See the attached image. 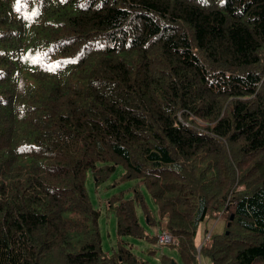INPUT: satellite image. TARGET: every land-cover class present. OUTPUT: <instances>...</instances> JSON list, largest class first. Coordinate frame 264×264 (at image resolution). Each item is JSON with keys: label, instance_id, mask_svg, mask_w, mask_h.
<instances>
[{"label": "trees", "instance_id": "trees-1", "mask_svg": "<svg viewBox=\"0 0 264 264\" xmlns=\"http://www.w3.org/2000/svg\"><path fill=\"white\" fill-rule=\"evenodd\" d=\"M117 170L159 214L115 195L118 236L264 264V0H0V264L131 261L85 186Z\"/></svg>", "mask_w": 264, "mask_h": 264}, {"label": "rangeland", "instance_id": "rangeland-1", "mask_svg": "<svg viewBox=\"0 0 264 264\" xmlns=\"http://www.w3.org/2000/svg\"><path fill=\"white\" fill-rule=\"evenodd\" d=\"M120 173L121 170H117L111 177L102 180L100 183H97L92 175L88 173L85 181L92 207L98 213L97 227L100 234V248L103 254L105 256H111L120 250H124L133 256L131 261H124V264H163L165 259L173 260L176 264H183L174 245H159L155 241V235L162 233V225L164 224L162 221L160 224L149 226L146 223V218L145 220L141 218L144 231L147 232L148 238L138 239L117 235L114 210L108 206V203L112 202L111 200H113L115 195L122 196L125 200H131L133 197V189L138 190L140 194H144L145 203L151 216L159 219L158 209L152 198L142 188L134 187L136 181L131 180L121 184L112 183V180ZM129 188L131 189L130 191ZM138 215L139 217L143 215L140 207H138ZM224 219L209 218L204 221L198 229L199 241H203L210 234L220 233L224 227ZM200 263L210 264V261L204 256H199L196 264Z\"/></svg>", "mask_w": 264, "mask_h": 264}, {"label": "built area", "instance_id": "built-area-1", "mask_svg": "<svg viewBox=\"0 0 264 264\" xmlns=\"http://www.w3.org/2000/svg\"><path fill=\"white\" fill-rule=\"evenodd\" d=\"M154 238L159 245H164V244H170L174 246L176 245V242L173 240L172 236L166 233L163 229H162V233H157ZM200 248L201 247H199L198 250Z\"/></svg>", "mask_w": 264, "mask_h": 264}, {"label": "crops", "instance_id": "crops-1", "mask_svg": "<svg viewBox=\"0 0 264 264\" xmlns=\"http://www.w3.org/2000/svg\"><path fill=\"white\" fill-rule=\"evenodd\" d=\"M201 264V263H200Z\"/></svg>", "mask_w": 264, "mask_h": 264}, {"label": "water", "instance_id": "water-1", "mask_svg": "<svg viewBox=\"0 0 264 264\" xmlns=\"http://www.w3.org/2000/svg\"><path fill=\"white\" fill-rule=\"evenodd\" d=\"M232 219V218H231Z\"/></svg>", "mask_w": 264, "mask_h": 264}]
</instances>
